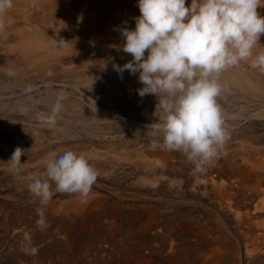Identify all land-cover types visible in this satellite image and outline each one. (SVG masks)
<instances>
[{"label": "rangeland", "instance_id": "1", "mask_svg": "<svg viewBox=\"0 0 264 264\" xmlns=\"http://www.w3.org/2000/svg\"><path fill=\"white\" fill-rule=\"evenodd\" d=\"M17 22H22L25 26L23 29H30L27 23ZM18 23L16 25L14 23L12 28L17 25L22 26ZM4 26L6 28V25ZM4 26L0 27V251L5 252L0 255V264L23 263L22 258L12 256L15 255L12 250L16 244L14 248L29 252L30 264L51 259L62 261L63 257L71 259L70 261L75 259L73 261L75 263L78 261L86 263L89 257L78 256L75 249L85 251L92 247L102 249L101 255L107 256L104 257L105 260L116 258L117 260L115 259V263L112 264L116 262L120 264L119 255L125 249L132 250L135 247L138 251L131 256V259L128 258L130 264H190L189 260L191 264H203V262L204 264H255L243 257L244 255L240 258V253H243L248 242L246 235L242 234L243 227L237 226L232 214L219 209L215 195L193 187L194 176L200 177L206 162L199 165L189 162L182 152L166 150L162 146V138L153 135L151 124L156 123L161 115L156 111L158 99L151 94L144 97L138 94V90L143 87L139 82L138 73L130 74L124 71L121 76L114 69L113 65L116 62L121 61L122 66L132 59L130 54L123 52L122 46L118 45L117 51H113L114 49L111 48L113 45L110 42L106 45L103 40L102 43L99 41L96 42L97 45L88 47L86 45L88 39L80 41L64 39L62 41L69 49L72 48V53L60 52L61 55L65 53L61 57L59 53H48L46 62L50 67L41 70L36 64L29 63L27 57L19 52L20 49H14L18 41L16 39L18 29H13L14 31L10 29L9 34L4 36L5 33L4 35L1 33ZM134 28L135 22L131 29ZM46 34L48 33L45 32ZM42 38L45 42L54 41L50 36ZM98 43H101L100 46ZM103 44L104 47L101 46ZM86 51L87 53H84ZM145 54L147 55V52ZM89 55L92 58L87 60ZM93 57L97 59V64ZM127 81L131 84L128 85ZM222 92L221 95H230L227 90L223 89ZM219 104L223 111L228 110L231 114H239L241 111L238 105L232 103ZM57 105L59 109L54 113L55 122L49 123L48 118L53 116V109ZM247 108H243L245 110L242 109L240 114L250 115L255 109L258 110L257 107ZM224 119L227 139L216 157L221 160L222 157L229 155L240 162V158L249 152L253 151L256 155L255 149L264 145V119L246 121L247 119L237 118L234 123H230L232 127L228 123L229 120ZM154 141L161 146L153 147ZM17 147L28 150V154L21 157L22 174L15 173L9 162ZM66 150H72L86 157L98 171V179L86 202L81 200L79 194H55L44 207L45 224L39 225L37 208L40 205L29 194L27 189L29 181L26 177L28 173L43 177L45 163L50 158V154L55 152L59 155ZM165 154L169 155L168 165L161 170ZM133 161L136 163L134 164ZM153 167L159 169L157 177L160 178L161 183L151 184L146 178H140V176L145 177ZM163 217L175 221L178 227L181 224V231L177 230V236L182 237L175 236L174 244L177 245L172 247H170L172 240L167 239L168 236L162 230L165 220ZM202 226H207L208 236L200 234ZM17 231H23L20 233L25 231L28 239H24V236L16 237ZM35 232L40 234L37 235ZM129 232H134L133 235L130 233L131 237ZM217 236L221 241L216 246L213 241ZM41 238L42 240H39ZM24 240L27 242H23ZM132 241H135L134 248H131L134 246ZM18 243H21L20 246ZM166 247H170V250ZM47 249L52 254L48 253ZM216 249L220 253L217 263L209 258L210 252ZM112 253L117 257L110 256ZM136 260L139 262L135 263Z\"/></svg>", "mask_w": 264, "mask_h": 264}, {"label": "clouds", "instance_id": "2", "mask_svg": "<svg viewBox=\"0 0 264 264\" xmlns=\"http://www.w3.org/2000/svg\"><path fill=\"white\" fill-rule=\"evenodd\" d=\"M137 6L135 28L121 29L122 50L132 59L113 67L121 76L124 71L138 73L143 85L138 94L157 97L161 115L151 127L166 150L180 151L198 165L209 162L227 139L218 103L220 74L241 62L264 72V46L259 44L264 16L257 11L264 0H191L187 6L186 0H138ZM10 7L12 0H0V16ZM58 109H53L49 123L55 122ZM26 154L20 147L14 150L9 162L15 173L23 171L21 157ZM98 176L82 154L51 153L43 177H26L28 192L40 205L37 223L45 224L44 207L55 194H79L86 202Z\"/></svg>", "mask_w": 264, "mask_h": 264}, {"label": "bare ground", "instance_id": "3", "mask_svg": "<svg viewBox=\"0 0 264 264\" xmlns=\"http://www.w3.org/2000/svg\"><path fill=\"white\" fill-rule=\"evenodd\" d=\"M190 4H191V0H186V6L187 5H190ZM137 5H138V0H12V7L8 8L7 11H6V13L3 16H0V20L3 21L2 26L6 25V28L4 26L3 30H1V33H2V35H4V33H5L4 36H7V34H9L8 31L10 29L11 30L18 29V31H17V36L18 37L16 36L17 37L16 39H18V41L15 43L16 45H15V48L14 49L15 50H19L20 49L19 52L21 51L23 53L22 55H24V57H27L26 60L29 63L31 62L32 64H36V66L39 67V69L42 70L44 68L50 67V65L48 64V62H46V60L48 59L47 57L49 56L48 53H50V52L51 53L54 52V53H57V54L59 53L60 54V57H61L62 55H65V53L61 55L60 52H71V51H73L72 48L69 49L65 45L64 42H61L64 39H69V40H73V41L74 40L80 41L81 39H88L89 42L88 41H87L88 43L86 42L87 43L86 45H88V47L92 46L93 44H96V42H99V41L103 40V41H105L106 45H109L107 42H110V44L113 45V47H111L112 49H114L113 51H117L116 47L118 45L119 46H122V44H123V37L121 36V29L124 28V27H128V28L131 29L134 26V22H135V19L134 18L135 17H138L140 15V11H139V8H138ZM257 11H258V13L260 15L264 16V7L258 8ZM17 21H19V22L20 21H23V23H25V24L27 23L28 24V28H30V29L29 30L23 29L25 26L22 25V22L21 23H18ZM14 23H15V25L17 23L18 24H21L23 27L22 26L20 27V25H17V27L12 28V27H14L13 26ZM45 32L48 33V34L45 35ZM11 36L12 35H10V38H11ZM47 36H50V38H52L54 41L53 42H49V41L48 42H45L44 41V38H42V37H47ZM12 40H13V38H12ZM103 41H101V43ZM100 44H99V46H100ZM104 44L101 45V46L104 47ZM259 44L261 46H264V34H262L260 36ZM80 45H78V46H80ZM79 50H78V53H80ZM254 51H259V48L254 49ZM84 53H87V51L84 52ZM84 53H83V55H84ZM81 55H79V56H81ZM90 56L91 55L87 56V60H88V58L89 59L92 58V56L91 57ZM93 59H94L95 62L97 61V59H95V57H93ZM59 62H60V59H59ZM121 63L122 62L119 61L118 63L116 62L115 64L121 66ZM18 64H20V63H18ZM21 64H22V62H21ZM92 64H93V62H92ZM96 64H97V62H96ZM36 66H35V68H36ZM59 66H61V65H59ZM94 67H96V66H94ZM44 72H46V71H44ZM218 82H219L222 90L223 89L224 90H227L228 93L230 94V95L228 94L229 96H227V95H225V96L224 95H221L220 97H218V103H232L234 105H238V108L241 109V111L239 109L240 113L242 112V109L245 108V107L246 108L247 107H254V109H255V107L258 108V110L255 109L253 113L251 112L250 115H246L247 113L246 114L244 113L245 115L244 114H240V113L239 114H235V113L234 114L233 113L231 114V113L228 112V110L223 111L224 118H226V120L227 119L229 120V122H228L229 124L230 123L231 124L234 123L237 118H240V119L242 118V120L243 119H247L246 121H248L250 119H256V120H260L261 121L262 119H264V72L260 71L259 69H253L250 66V62H241V63H239L236 66L227 68L224 71H222V73L219 76V81ZM127 83H128V85L131 84L128 81H127ZM243 110H245V109H243ZM231 124H230V126L232 127ZM255 150H256V152H255L256 155H254L253 151H252L253 154L248 151L249 153H247L246 156L243 155V157L240 158L241 160L239 159L240 162H238L237 159H234L232 156H229V155L224 156V158L222 157L221 160L219 159V157H215L211 161L206 162V164H204V166H203V169H202V172L200 174V177L199 176H196V175L194 176V179L195 180H193L194 181L193 182V184H194L193 187L195 186L194 189H197V190L202 189L206 193L209 192V193H212L213 195H215V197L218 199L217 200V202H218L217 205H219L218 206L219 209H223L227 213H230V215L232 214L231 216H233V219L236 222L237 226L243 227L242 229L244 231H243L242 234L246 235V237L248 238V242H247V244H246V246L244 248L243 253H240V258H241L242 255H244L243 257H245L248 261H250L252 263H255V264H264V145L261 146V147H259V149H255ZM163 156H166V157H164L163 163L161 164V170L164 169L163 167L165 165H168L167 164V161H168L167 160V157L169 155L167 156V154H165ZM170 156H172V155H170ZM135 163L136 162H134V164ZM149 166H151V165H149ZM155 167H153V169L150 168V169H152V171L150 170L149 173L145 177L140 176V178H143V179L146 178L147 181H149L151 184H156L157 182H160V178L157 177V174L159 172L158 171L159 169L157 170ZM24 169H25V167H24ZM190 175H191V173H190ZM6 179H8V178H6ZM94 206L96 207L97 205H94ZM62 207L63 206H61V208ZM61 208L59 207V209H61ZM44 215H46V213ZM146 221H147V219H146ZM161 221H163V220H161ZM161 221H159V222H161ZM181 221L182 220H180V223H181ZM80 222L82 223L83 221H80ZM151 222H152V220H151ZM155 222H157V221H155ZM174 222L175 221H172V220H170L169 218L166 217V219L164 220L163 229H162L165 232V235L168 236L167 239L169 238L170 240H172L171 243H170V247H172V245H177V244H174V240L176 239L175 236L178 235V231H181L180 230L181 224H179L180 227H178V225L176 223H174ZM147 223H146V225H147ZM54 224H56V223H54ZM159 226H161V225H159ZM140 227H142V226L140 225ZM152 228H154V227H152ZM130 229L132 231V228H130ZM183 229L184 228H182V230ZM188 229H190V228H188ZM135 230H138V229L135 227ZM140 230H141V228H140ZM148 230H149V228H148ZM206 230H207V226L206 227L202 226V228H200V234L203 233L204 235H207L208 236L209 232H207ZM124 231H126V229ZM128 231H130V230H128ZM20 232H23V231H20ZM20 232L17 231L16 232L17 235H15V236L16 237H22V236H24L23 237L24 239H26V238L28 239L27 235H25V231H24V233H20ZM138 232H139V230H138ZM160 232H162V231H160ZM83 233H84V231H83ZM130 233L133 235L134 232L133 233L132 232H129V234ZM143 233H145V232H143ZM38 234H40V233H38ZM131 234H130V237H131ZM179 235H180V233H179ZM181 235H182V233H181ZM40 236L42 237V235H39V237ZM143 236H142V238H144ZM122 237H124V236H122ZM139 237H138V239H139ZM152 237H154V236L152 235ZM177 237L180 238L182 236H177ZM42 238L39 239V240H42ZM212 238H213V236H212ZM212 238H211V240H212ZM219 238L220 237L217 236L214 239V241H213V242L216 243V246L221 241ZM122 239L123 238H121V240ZM130 239H129V241H130ZM147 239H148V237H147ZM111 240H113V238ZM151 240H153V239H151ZM25 241L27 242V240H24L23 242H25ZM30 242H31V240H30ZM118 242H120V240ZM118 242H116V243L118 244ZM133 242H134V246L132 244L133 247H131V248H134L136 246L135 245V241H132V243ZM20 244H19V246H20ZM112 244H115V243H112ZM150 244L152 246V241H151ZM150 244H148V245L150 246ZM13 245H14V243H13ZM29 245H30V243H29ZM83 245H85V244H83ZM120 245H122V243ZM15 246H17V244ZM91 246H92V244H91ZM141 246H143V245H141ZM14 247H13L12 252L15 255H12V256L17 257L18 259L19 258L20 259L22 258V261H23L22 264H30L31 263L30 262L31 261V257H29V252L27 253V251H19L17 248H14ZM23 247L21 248V250L23 249ZM113 247H115V246H113ZM138 247L139 246H137V248ZM170 247H166V248H169V250H170ZM123 248H125V247H123ZM126 248H127V246H126ZM72 249H75V248H72ZM72 249H70V250H71V253L73 254ZM143 249H144V247H143ZM68 250H69V248H68ZM146 250H147V248H146ZM49 251L47 249V252L52 254V252H49ZM66 251H64V252H66ZM75 251L77 252L78 256H80V257H84V256L86 257V256H88L89 257V258L87 257L88 258V262L83 263L82 261H78V262L75 263V262H73L75 259L73 261H70L71 259L69 260V258H67V257H63L64 260H62V261H60V260L53 261V259H51V258L48 257V259H51V260H42V261H39L38 263L37 262H35V263H37V264H112L113 262L115 263L114 260L116 259L115 258L116 255L112 253L110 256L115 255L114 256L115 259H113V260H111V259L110 260H107L106 259L105 260L104 259L105 256H103V254L101 255V253L103 252V250L100 249V248H97V247H94V248L92 247V249H88V250H85V251H82L81 249H79V250H76L75 249ZM136 251H138L136 249V247L134 249H132V250H130V248H129V250L128 249L127 250L125 249L123 251L124 253L122 252V254L119 255L120 258H121V263L120 264H130L129 263L130 260L128 258L131 259V256H133L135 253H137ZM171 251H172V249H171ZM4 252H1L0 251V255L2 253H4ZM30 252L33 254L32 251H30ZM118 252H119V250H118ZM118 252H117V254H118ZM186 252H188V251H186ZM60 254H62V253H60ZM148 254L150 256V252ZM57 255H58V253H57ZM136 255H138V254H136ZM143 255H144V253H143ZM219 255H220L219 250L216 249V250H213V251L210 252L209 258H211L214 262L217 263V262H219V259H218L219 258L218 257ZM47 256H48V254H47ZM47 256L45 255V258ZM142 256H140V257H142ZM76 257H77V255H76ZM57 258H59V257L57 256ZM71 258H73V257L71 256ZM188 258L190 259L189 256H188ZM135 259H136V257H135ZM145 259H147V258H145ZM118 260H120V259H118ZM132 260H133V257H132ZM182 261H184V260H182ZM211 261H209V262H211ZM136 262H139V261L136 260L135 263ZM142 262H143V260H142ZM186 262H188V261L186 260ZM189 262L191 264V261L190 260H189ZM116 264H117V262H116ZM203 264H204V262H203Z\"/></svg>", "mask_w": 264, "mask_h": 264}]
</instances>
